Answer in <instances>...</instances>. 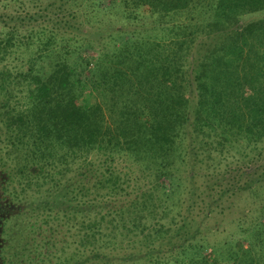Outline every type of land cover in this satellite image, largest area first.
<instances>
[{"label": "trees", "instance_id": "trees-1", "mask_svg": "<svg viewBox=\"0 0 264 264\" xmlns=\"http://www.w3.org/2000/svg\"><path fill=\"white\" fill-rule=\"evenodd\" d=\"M12 2L36 11L0 12V264L32 260L19 213L46 263L264 264V0Z\"/></svg>", "mask_w": 264, "mask_h": 264}, {"label": "rangeland", "instance_id": "rangeland-1", "mask_svg": "<svg viewBox=\"0 0 264 264\" xmlns=\"http://www.w3.org/2000/svg\"><path fill=\"white\" fill-rule=\"evenodd\" d=\"M2 1L3 0H0V12L6 11L5 13L9 15H12V14L18 15L20 13L22 16H24L25 11L29 13H34L36 11L31 8L32 4L28 2H27V6L24 12L20 10L18 5H16V3L14 2H12V6H8V8L6 9L4 8V4L2 3ZM46 18L47 17L39 20L38 24L34 23L32 25H40L43 21H46ZM26 26H29V21ZM250 207H251V202L247 197V193H245L243 196H236L232 215L228 216V218L226 217L225 219L223 217H219L218 218L219 222H216V219H215L212 222H208V225H203V227H208L207 229H213L215 225H217V223H220L222 225L220 228V232L217 233L214 237H212V239L214 238L217 240L221 239L226 234L234 230V221L238 218V215L242 211V209H249ZM19 215H22L20 216V219L16 217L15 220H13L11 223V227L13 229V231L11 232L13 233L11 234V239L9 238L6 244L8 245H19L20 244L17 247V251L19 254L18 256L19 262H25V260L28 259V256H30L31 258V254H32V260L30 262L26 261L27 264H33L34 261H36V264H53V263H46L42 255H40V254L46 253L47 251V246H45L46 245L45 239L47 237H45V234L41 235V234H38L30 230V225L34 223L35 216L23 215V213H19ZM228 223H231V224L228 225ZM223 229L224 231H222ZM4 248L6 249L7 247L5 246ZM72 251L73 250L71 249L68 251V253H71ZM11 252L14 253L13 249H11ZM36 256L39 257L38 259H43L45 263L39 262Z\"/></svg>", "mask_w": 264, "mask_h": 264}]
</instances>
